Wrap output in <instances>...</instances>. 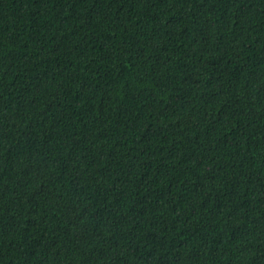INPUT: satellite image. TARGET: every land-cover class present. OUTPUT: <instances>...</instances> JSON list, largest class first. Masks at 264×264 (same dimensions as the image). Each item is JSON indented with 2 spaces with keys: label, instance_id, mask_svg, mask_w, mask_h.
<instances>
[{
  "label": "trees",
  "instance_id": "1",
  "mask_svg": "<svg viewBox=\"0 0 264 264\" xmlns=\"http://www.w3.org/2000/svg\"><path fill=\"white\" fill-rule=\"evenodd\" d=\"M0 264H264V0H0Z\"/></svg>",
  "mask_w": 264,
  "mask_h": 264
}]
</instances>
